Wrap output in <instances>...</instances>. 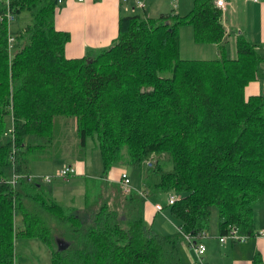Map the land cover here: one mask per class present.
<instances>
[{"label":"trees","instance_id":"trees-1","mask_svg":"<svg viewBox=\"0 0 264 264\" xmlns=\"http://www.w3.org/2000/svg\"><path fill=\"white\" fill-rule=\"evenodd\" d=\"M57 5L0 0V13L30 15L13 35L24 40L13 54L9 23L0 20V264H14L18 236L42 239L52 264H181L178 241L198 243L213 206L220 235L233 225L249 237L264 201V94H245L261 70L257 45L237 34L233 57H181L180 24L192 25L197 42L220 43L226 33L215 0H193L186 14L121 15L110 44L67 57L70 34L55 26ZM7 114L12 126L1 141ZM70 116L83 145L95 133L104 176L115 163L130 165L140 171V190L114 182L117 194L103 198L108 181L87 178L101 201L94 204L86 181L75 206L30 178L31 154L52 143L56 117ZM166 192L178 195L166 205L182 235L143 220V201ZM54 234L68 247L59 250ZM251 264L264 260L255 255Z\"/></svg>","mask_w":264,"mask_h":264},{"label":"crops","instance_id":"crops-1","mask_svg":"<svg viewBox=\"0 0 264 264\" xmlns=\"http://www.w3.org/2000/svg\"><path fill=\"white\" fill-rule=\"evenodd\" d=\"M176 2L177 0H144V6L141 7L142 15L157 16L170 10L179 12L182 0H180L179 5H175ZM171 3L175 7L172 6L168 10ZM186 3H188L186 6H192L189 1ZM135 5H137L135 0H61L58 2L55 8V26L57 29L68 31L70 34L64 46L65 55L78 57L84 55L88 50H96L110 44L117 35L119 17L133 14ZM222 22L226 33L220 43L197 42L193 36L192 25L189 23L180 24L178 27L180 56L212 59L225 54L228 57H233L236 54L235 37L237 34H242L257 45L262 57L259 75L246 85L245 94H264V1L226 0L225 7L222 9ZM10 53L13 54L11 50ZM61 119L67 118H60V126L63 127L64 120ZM72 124L76 130L75 120L74 123L72 121ZM31 170L34 175L41 174L33 173L32 166ZM108 173L104 176L105 180L118 183V172L108 171ZM139 177L141 189L140 171ZM87 178L98 177L87 175L83 178V201ZM131 186L128 187L133 190H140ZM50 195L56 199L54 195ZM157 197L152 199L147 197L143 201L144 222L152 226L157 232L182 235V229L178 223L174 222L172 217L168 218L162 209L161 211L155 208V203H159ZM158 213L161 214L162 218H158L159 225H156ZM219 229L218 212L213 214L212 210L208 229L200 239L205 245V250L200 256L196 254L194 245L185 236L178 241L181 264H251L255 255L264 260V235L256 234L260 230L264 231V201L258 203L253 210L252 234L249 237L243 240L229 237L220 240Z\"/></svg>","mask_w":264,"mask_h":264},{"label":"rangeland","instance_id":"rangeland-1","mask_svg":"<svg viewBox=\"0 0 264 264\" xmlns=\"http://www.w3.org/2000/svg\"><path fill=\"white\" fill-rule=\"evenodd\" d=\"M186 1L191 3L193 2V0H182L178 13L186 14L189 12L192 6H186V4H188ZM179 2L180 0H177L175 5H179ZM173 5L174 4L171 3L168 10L170 7L172 8ZM176 9L178 10V7ZM133 10V14L138 12L141 15L143 14L142 8L138 5H135ZM29 20V13L27 11L21 12L13 21L9 23V32L16 35L19 29ZM23 41L24 40L22 38H18L17 41L13 42L10 50L14 52L16 48L23 43ZM60 118L61 117H56V127L52 143L44 150L31 154L30 163L33 173H41L36 174L35 179L41 182L48 193L54 195L56 199L66 205L82 206L83 178L88 175L104 179V174L102 173V158L97 145L98 141L94 133L93 135H88L86 137V143L83 145L77 136L75 127L72 124V121L74 123V119L71 116L66 117L67 119H61L62 121L64 120L63 127H61ZM4 121V127L7 134L2 136L1 141L8 138L10 128L12 126L9 114L6 115ZM67 164L72 165L75 168V172L67 177L58 176L57 174L59 169ZM109 171H117L118 176L122 173H126L130 179L129 187L132 185L131 187L140 189L141 180L139 177V170L137 168L124 163H115L110 167ZM4 172L9 179L13 178L11 165H7ZM45 175L52 176L49 182L45 180ZM108 183L109 185L107 186H104L103 184V187L100 190V196L103 198L108 196L112 199L114 195L117 194V191L115 186L112 185L114 184V181H108ZM87 185L93 191V197H97L98 192L95 190V183L87 181ZM121 187H119L120 191H124L125 189L123 187L122 189ZM100 196L96 198L94 204L101 201V198H99ZM153 197H157V200L163 206V212L168 218H171L169 207L166 205L168 193H157L149 198L152 199ZM216 209V206H213V214L217 211ZM158 218H162L160 213L157 215L156 225H159ZM171 219L175 222L173 218ZM57 236V234H54V241L56 244H58ZM14 252V264H52L48 246L38 237L18 236L14 241Z\"/></svg>","mask_w":264,"mask_h":264},{"label":"built area","instance_id":"built-area-1","mask_svg":"<svg viewBox=\"0 0 264 264\" xmlns=\"http://www.w3.org/2000/svg\"><path fill=\"white\" fill-rule=\"evenodd\" d=\"M58 2H60L61 0H57ZM78 1H83V0H78ZM122 1H126V0H122ZM251 1H264V0H251ZM136 4L140 7H143L144 6V1L143 0H135ZM225 3H226V0H215V4L221 8V9H224L225 7ZM3 19H6L8 23H10L11 21L14 20V14L13 12L10 10V8L8 7V9L3 12V13H0V20H3ZM14 41V36L13 34H9L8 35V46H9V49L10 47L12 46V43ZM146 165L148 166H151L152 165V161L151 160H147L146 162ZM75 172V168L70 165V164H67L63 167H61L58 171V176H62V177H67L71 174H73ZM16 176L13 175V178L11 179V181L13 182L14 179H15ZM51 175H45L44 178L46 181H50L51 180ZM30 178H33L35 179V175L34 174H31L30 175ZM117 182L124 188V189H127L129 184H130V179L128 177V175L126 173H122L120 174L118 177H117ZM177 194L174 192H171L168 194V198H167V202L168 203H171L173 202L176 198H177ZM162 205L160 203H155V208L157 210H161L162 209ZM258 235H264V231L260 230L259 232H257ZM187 240L191 243V239L185 235ZM226 237H229L231 239H244L245 236L240 234L237 230V228L233 225L229 226L227 232L223 235H220L219 236V239L220 240H224ZM194 248H195V252L198 256H200L204 250H205V245L202 241H199L198 243L194 244Z\"/></svg>","mask_w":264,"mask_h":264},{"label":"water","instance_id":"water-1","mask_svg":"<svg viewBox=\"0 0 264 264\" xmlns=\"http://www.w3.org/2000/svg\"><path fill=\"white\" fill-rule=\"evenodd\" d=\"M69 242L63 239H58V244L57 247L59 250L65 249L66 247H68Z\"/></svg>","mask_w":264,"mask_h":264}]
</instances>
